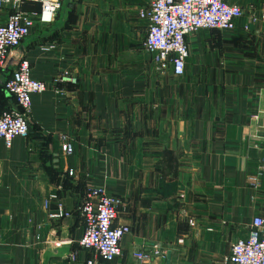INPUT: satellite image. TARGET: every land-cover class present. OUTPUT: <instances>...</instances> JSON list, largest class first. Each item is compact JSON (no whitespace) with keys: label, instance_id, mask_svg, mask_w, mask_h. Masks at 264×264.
I'll list each match as a JSON object with an SVG mask.
<instances>
[{"label":"crops","instance_id":"1","mask_svg":"<svg viewBox=\"0 0 264 264\" xmlns=\"http://www.w3.org/2000/svg\"><path fill=\"white\" fill-rule=\"evenodd\" d=\"M149 1L67 0L55 22L35 24L23 41L32 78L70 71L79 84L31 95L32 124L52 162L33 137L10 147L0 139V264L94 259L78 246L88 187L122 196L116 224L132 228L123 254L100 264H141L135 251L154 246L166 256L146 264H222L253 217H264V176L253 179L264 159V22L242 29L262 17L264 0H237L245 18L236 30L188 36L180 78L161 76L145 51L139 13ZM15 65L10 58L5 75ZM65 132L76 146L66 158ZM59 202L68 215L53 218Z\"/></svg>","mask_w":264,"mask_h":264},{"label":"built area","instance_id":"2","mask_svg":"<svg viewBox=\"0 0 264 264\" xmlns=\"http://www.w3.org/2000/svg\"><path fill=\"white\" fill-rule=\"evenodd\" d=\"M28 1L39 3L40 10H24V4ZM62 3L63 0H0V75L10 58L16 60L11 78L5 83L7 93L15 97L16 103L13 108L5 110L0 103V139L5 141L7 147L11 146L15 137L27 138L29 135L32 94H41L49 89L61 92L63 89H60V85L79 84V79L70 71H63L51 81L32 78V63L21 51V45L29 37L31 28L37 23L46 26L55 22ZM139 18L148 29L143 42L145 51L152 56L160 75L171 73L180 78L185 74L191 56L187 37L199 31L236 30L238 23L244 20L245 12L237 0H150L146 7L140 9ZM260 21L264 22V13L261 18L250 17L246 23H242V29L250 33L260 25ZM51 48L54 46H48L45 50ZM59 140L65 158L75 153V142L69 133H60ZM74 173L70 169L68 176ZM257 175V178H253L256 184L264 176V159ZM63 182L64 179L59 188H62ZM84 196L79 207L84 234L78 246L94 254V259L88 260L87 264H100L99 260L111 262L123 254L121 241L132 232L128 225L116 224L125 201L122 196L110 194L101 188L88 187ZM51 197L59 198L57 195ZM45 206L49 208V202ZM67 215L62 202H59L57 211L51 217ZM190 224L194 225L193 221ZM178 242L182 244L183 240ZM166 253L159 246H154L151 251H135L134 257L141 264H146L156 257L165 258ZM69 258L75 262L77 256L73 253ZM223 260L222 264H264L262 215L253 217L247 237L236 239L230 254Z\"/></svg>","mask_w":264,"mask_h":264},{"label":"trees","instance_id":"3","mask_svg":"<svg viewBox=\"0 0 264 264\" xmlns=\"http://www.w3.org/2000/svg\"><path fill=\"white\" fill-rule=\"evenodd\" d=\"M40 8H41V5L39 3L28 1V2H25V4H24V10H26V11H28V10H30V11H32V10L39 11ZM214 30L216 31L217 29H214ZM217 31H219V30H217ZM2 73H3L2 75H5L4 71ZM10 78H11V76H7V74H6L4 79H0V103H1V106H2L3 110L11 108V106L8 104V100L9 99H11L14 104L16 103L15 97H12L10 95H9V97L6 96V94H8V93H7L6 89H5V83ZM32 123L33 122H32V119H31V121L29 123L30 132H29L28 137H30V138L33 137L34 139H36L38 141L40 147L42 148L43 159H45V161L47 160V162H49V161L52 162L53 159H54V156H53V154H51V153H49L47 151V144H48L47 143L48 142L47 139L44 136H42L41 134L37 133L36 126H34V124H32ZM67 175H68V173H67Z\"/></svg>","mask_w":264,"mask_h":264},{"label":"rangeland","instance_id":"4","mask_svg":"<svg viewBox=\"0 0 264 264\" xmlns=\"http://www.w3.org/2000/svg\"><path fill=\"white\" fill-rule=\"evenodd\" d=\"M62 4L67 5V0H64Z\"/></svg>","mask_w":264,"mask_h":264},{"label":"water","instance_id":"5","mask_svg":"<svg viewBox=\"0 0 264 264\" xmlns=\"http://www.w3.org/2000/svg\"><path fill=\"white\" fill-rule=\"evenodd\" d=\"M171 253L168 254L167 260L169 261Z\"/></svg>","mask_w":264,"mask_h":264}]
</instances>
